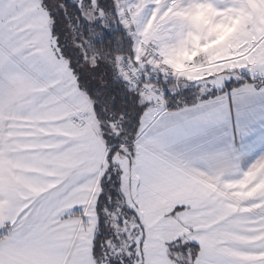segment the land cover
<instances>
[{
	"label": "crops",
	"instance_id": "0c3cea01",
	"mask_svg": "<svg viewBox=\"0 0 264 264\" xmlns=\"http://www.w3.org/2000/svg\"><path fill=\"white\" fill-rule=\"evenodd\" d=\"M208 84L217 89L215 80ZM231 94V109L224 94L195 107L162 112L146 127L142 123L131 165L141 201L164 204L178 220L203 221L202 228L215 234L211 244L225 246V264L232 263H226L229 258L250 260L256 245L249 240L264 237V151L246 155L231 152L226 144L198 147L201 140L195 135L204 129L223 132L242 98L249 103L258 99L251 85ZM210 102L214 109L206 107ZM82 103L88 102L68 63L53 52L50 17L41 2L3 0L0 264H98L96 233L91 236L87 218L106 147L96 127L83 122ZM236 177L247 180L253 205L243 208L232 188H226ZM262 262L264 257L246 263Z\"/></svg>",
	"mask_w": 264,
	"mask_h": 264
},
{
	"label": "rangeland",
	"instance_id": "374dc122",
	"mask_svg": "<svg viewBox=\"0 0 264 264\" xmlns=\"http://www.w3.org/2000/svg\"><path fill=\"white\" fill-rule=\"evenodd\" d=\"M117 8L120 23L129 29L135 40V61L124 66V74L133 89L144 95V101L151 102L144 116L145 127L166 111V95L160 87L164 78L174 81L173 93L178 94L180 103L187 88L196 85L200 96L212 91L208 84L211 80L218 82L216 90L220 91L231 81L241 83L242 73L252 80L264 79V0H117ZM190 65L193 70L177 77L178 72L187 70ZM230 70L236 71V75L229 74ZM134 71L136 78L132 74L129 77ZM81 110L83 122L97 127L89 102L87 106L82 103ZM116 133L112 129V135ZM136 144L137 140H125L113 148L118 151L113 165L123 174L124 201L110 199L103 206L106 241L103 242L102 237L98 264L223 262L225 246L211 244L210 237L214 238L215 234L202 228L203 221L184 216L178 220L164 204L149 205L141 201L143 193L135 186L130 165ZM108 154L106 149V157ZM106 164L105 161L100 180ZM246 181L236 177L232 185L226 186L228 190L232 188V196L243 208L255 202L253 195L248 197ZM100 192L99 182L87 218L92 237L99 233L97 200ZM236 252H240V247ZM249 257L250 260L229 258L226 263L247 264L258 259L252 254Z\"/></svg>",
	"mask_w": 264,
	"mask_h": 264
},
{
	"label": "trees",
	"instance_id": "16d2710c",
	"mask_svg": "<svg viewBox=\"0 0 264 264\" xmlns=\"http://www.w3.org/2000/svg\"><path fill=\"white\" fill-rule=\"evenodd\" d=\"M41 2L42 8L48 13V8L44 6V0H39ZM74 0H64L63 3L60 0H48L50 6H53L52 10L57 11L54 7L56 4H60V8H66L67 23L62 21L65 31V39L69 45H75L80 48L79 44H76L77 38H79L85 47L80 48L85 52V56L81 63H76L73 59L71 62L64 55L61 54L59 48L56 45L55 37L53 36V27L55 21L50 17L51 22V43L53 47V52L57 59H63L69 66L70 72L77 83V86L81 93L85 96L87 101L92 107L93 115L97 123V132L100 140L103 142L109 154L106 157V169L102 180H100V195L98 198L97 206V216L99 217V224L97 227L98 233L95 237L93 245L94 257L97 259L101 256V242L103 234L106 233L104 227L103 218V206L107 205V202L112 199L114 201L120 200L124 201V196L122 195V190L124 188L122 181V171L113 165L114 158L117 156V150H114V146L123 141H133L139 139V132L144 121V116L148 111L147 108L140 114H137L136 107L123 102V98L127 96L128 100H132L133 97H137L136 106H142L146 104L138 89H133L130 82L126 78L124 71L127 63L135 61V40L132 38L129 29L125 25H122L119 20V10L117 8V0H108L105 4L106 12L97 13L95 8H90L83 0H79L82 7H80L79 18H77V8L73 7ZM59 16V12H57ZM108 31L112 35V39H106L103 44H97L95 41L99 39L100 35ZM101 53L103 55H101ZM97 61L102 64V69L98 75L92 76L91 69L96 65ZM81 69L83 70L81 72ZM84 75L85 77H92V80L96 84L101 85L104 88H114L116 89L115 94L108 91H99L95 89L90 93L87 91L88 85H85L79 81V76ZM243 81L241 83H236L231 81V89L225 88L223 91L212 90L208 92L207 99H202L204 96H200L198 87L187 88L182 96V102H179L177 97L175 100L172 99V95H167L164 100L166 104V111H179L186 108L195 107L202 103L209 102L224 95L225 93L233 92L235 90L241 89L246 85H251L257 88L258 85L264 84L263 80H252L245 75H241ZM92 81L90 80V83ZM172 79L164 78L161 82L160 87L165 93L167 89L168 93L174 94L173 90L175 85ZM229 84V83H228ZM238 87V88H237ZM101 96L100 100L95 97ZM103 97H108L105 101ZM115 97H120L116 101L117 107L112 108L111 101ZM146 100V99H145ZM100 104L99 110L96 109V105ZM123 113V114H122ZM112 129L116 130V134L112 135ZM111 151V152H110ZM133 163V153L132 162ZM118 172L116 175L115 172ZM2 237H0L1 239ZM106 238L103 237V242ZM99 248V252L97 251ZM98 263V262H97Z\"/></svg>",
	"mask_w": 264,
	"mask_h": 264
},
{
	"label": "snow or ice",
	"instance_id": "6c2138e0",
	"mask_svg": "<svg viewBox=\"0 0 264 264\" xmlns=\"http://www.w3.org/2000/svg\"><path fill=\"white\" fill-rule=\"evenodd\" d=\"M3 0H0L2 3ZM61 3L64 0H60ZM108 0H83V3H86L90 8L94 7L96 12L104 13L106 12L105 4ZM44 6L48 8L49 15L55 21L53 27V36L55 37L56 45L59 48L62 55H64L71 62L73 59L76 60V63H81L85 56V52H80V48L85 47L83 42L77 38L76 44L80 45V48L75 45H69L65 39V31L62 21L67 23V12L66 8H60V4L54 5L57 11H53V6H50L48 0H44ZM73 7L77 8V18H79V11L82 5L79 0H74ZM59 12V16L57 15ZM106 39H112V35L108 31H104L99 39L95 41L97 44H103ZM79 54V55H77ZM101 55H103L101 53ZM72 67L71 63L69 65ZM102 69V64L100 61H97L96 65L91 69L92 76L98 75ZM83 70L81 69V72ZM79 81L85 85H88L87 91L92 92L95 89H99V91H108L113 95L116 92L114 88H104L101 85L96 84L92 77H85L84 75L79 76ZM90 80L92 81L90 83ZM225 88L231 89V82L224 86ZM220 91H223L221 89ZM258 99L254 102L249 103L246 99L242 98L240 103L237 105V111L234 117L229 120V127L223 132L219 129H204L200 132L195 133L197 137L201 140V143L198 147L207 146H216L220 144H226L227 148L233 153H243L246 155H255L257 153V149L264 151V84H260L257 86ZM165 95H172V99L175 100L178 94H170L167 89H165ZM228 101L230 109L232 107V94L229 91L225 93ZM97 100L101 99V96L97 95L95 97ZM105 101L108 100V97H103ZM120 97H115L111 101L112 108L115 109L117 107L116 101L119 100ZM137 97H133L130 101L127 96L123 98V102L126 104L133 105L136 107L137 114H140L144 111L145 108L149 106L150 101L142 106H136ZM202 99H207V95L202 97ZM96 109L99 110L100 104H97ZM209 109L215 108V103L210 102L207 106ZM123 114V113H122ZM264 159V156L261 157ZM249 243H254L256 247L252 250V255L256 256L258 259L260 257H264V237L259 241L249 240ZM99 252V248H97ZM217 264H225V262L218 261ZM264 264V262H262Z\"/></svg>",
	"mask_w": 264,
	"mask_h": 264
},
{
	"label": "built area",
	"instance_id": "2783aa9c",
	"mask_svg": "<svg viewBox=\"0 0 264 264\" xmlns=\"http://www.w3.org/2000/svg\"><path fill=\"white\" fill-rule=\"evenodd\" d=\"M193 69H194V68H193V65H190L189 68H188L187 70H185V71H181V72H178V73H177V77H180V76H182V75H184V74L190 72V71L193 70ZM131 74L134 76V78H136V72H135V71H134L133 73L128 74V76L130 77ZM131 78H132V77H131Z\"/></svg>",
	"mask_w": 264,
	"mask_h": 264
},
{
	"label": "bare ground",
	"instance_id": "6f19581e",
	"mask_svg": "<svg viewBox=\"0 0 264 264\" xmlns=\"http://www.w3.org/2000/svg\"><path fill=\"white\" fill-rule=\"evenodd\" d=\"M238 88V87H237Z\"/></svg>",
	"mask_w": 264,
	"mask_h": 264
}]
</instances>
